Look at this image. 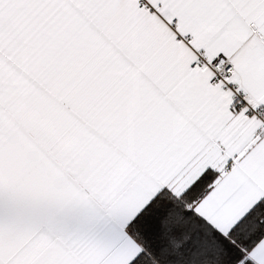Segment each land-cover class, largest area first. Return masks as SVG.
Wrapping results in <instances>:
<instances>
[{
  "label": "snow or ice",
  "instance_id": "obj_1",
  "mask_svg": "<svg viewBox=\"0 0 264 264\" xmlns=\"http://www.w3.org/2000/svg\"><path fill=\"white\" fill-rule=\"evenodd\" d=\"M262 109L264 0H0V264H142L168 247L167 196L229 238L264 198V148L233 121ZM16 187L55 193L86 229L45 235L51 213L21 214Z\"/></svg>",
  "mask_w": 264,
  "mask_h": 264
},
{
  "label": "crops",
  "instance_id": "obj_2",
  "mask_svg": "<svg viewBox=\"0 0 264 264\" xmlns=\"http://www.w3.org/2000/svg\"><path fill=\"white\" fill-rule=\"evenodd\" d=\"M161 33L164 37L165 43L168 45V49L173 52H178L179 58L184 62V66H187V61L194 59L195 54L189 48L184 47L182 44H178L175 41V37L172 35L171 30L160 26ZM199 46V45H197ZM211 54V53H210ZM199 74L204 76V82H207V78L212 75L211 71L200 72ZM54 87H63L62 82L57 80L54 82ZM214 94L220 97L222 100H227V95L222 93L219 87L214 89ZM250 101L254 104L257 102L256 97L250 96ZM71 102V101H69ZM242 112L236 114V118L233 121L234 124H238L241 127L239 143L241 146L247 145L249 148L255 146V149L264 148V139L256 135L258 123L255 120L241 119ZM39 130L47 131L49 133L55 132V116L48 115L46 113L38 114ZM155 176V173H153ZM162 179L161 176H155L153 183H158ZM19 198L20 206L17 209L21 214H35L41 212H50L53 222L58 226L59 230L54 233H49L47 228L42 229L45 235H80L86 229L87 225L82 219L76 217H68L66 214L69 209L74 208V205H66L64 207L56 206V195L53 192L39 191L32 188L16 187L12 189ZM262 199V198H261ZM260 199V200H261ZM256 201L251 208L245 213V215L260 201ZM8 204H7V193L5 195V202L0 204V213L3 214L4 219L8 217ZM244 215V216H245ZM244 218V217H243ZM242 218V219H243ZM232 231V230H231ZM230 231V232H231ZM229 232V233H230ZM173 246H182L186 243H171ZM191 245L197 248L196 251H192L190 256L183 255L182 252L174 253V257L177 258V264H205L210 258L211 264L214 261L217 263V241H205L201 240L197 243H191ZM216 245V246H215ZM213 251H215V257L213 259ZM256 256L264 255V238L250 251L247 260L258 264L256 259L252 258V254ZM187 259V261L185 260ZM186 261L187 263H185Z\"/></svg>",
  "mask_w": 264,
  "mask_h": 264
},
{
  "label": "trees",
  "instance_id": "obj_3",
  "mask_svg": "<svg viewBox=\"0 0 264 264\" xmlns=\"http://www.w3.org/2000/svg\"><path fill=\"white\" fill-rule=\"evenodd\" d=\"M171 200V210L165 218L164 226L169 233L168 247H166L159 257L152 253H147L142 264H177L176 259H170L174 253L180 251L182 246H173L171 243H197L198 241H217V263L212 264H254L247 260L252 249L264 238V198H262L224 237L215 230L212 231L207 224L195 223V216L189 217L187 210L193 202L190 199L173 200L170 196L164 199L167 203ZM174 229H181L179 238L171 235ZM216 246V245H215ZM194 249H197L193 247ZM183 253V252H182ZM184 255V253H183ZM215 251H213V259ZM187 258V257H186ZM187 261V259H185ZM184 261L185 263H187ZM205 264H211L210 258Z\"/></svg>",
  "mask_w": 264,
  "mask_h": 264
},
{
  "label": "built area",
  "instance_id": "obj_4",
  "mask_svg": "<svg viewBox=\"0 0 264 264\" xmlns=\"http://www.w3.org/2000/svg\"><path fill=\"white\" fill-rule=\"evenodd\" d=\"M221 72L223 71L222 68L219 69ZM200 72L204 71H210L208 68H201L199 69ZM212 72V71H211ZM250 100V99H249ZM252 103V102H251ZM243 115V113H242ZM245 120H249L248 117H244ZM253 120H255L258 123V128L256 130V135L264 139V109L257 112L256 115L253 117Z\"/></svg>",
  "mask_w": 264,
  "mask_h": 264
}]
</instances>
